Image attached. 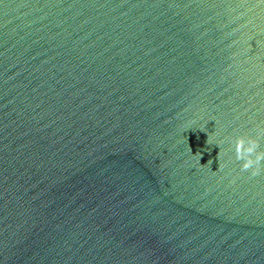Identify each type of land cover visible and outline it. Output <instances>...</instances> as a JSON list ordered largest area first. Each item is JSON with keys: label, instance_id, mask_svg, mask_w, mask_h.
Returning a JSON list of instances; mask_svg holds the SVG:
<instances>
[{"label": "water", "instance_id": "water-1", "mask_svg": "<svg viewBox=\"0 0 264 264\" xmlns=\"http://www.w3.org/2000/svg\"><path fill=\"white\" fill-rule=\"evenodd\" d=\"M0 264H264V0H0Z\"/></svg>", "mask_w": 264, "mask_h": 264}, {"label": "clouds", "instance_id": "clouds-1", "mask_svg": "<svg viewBox=\"0 0 264 264\" xmlns=\"http://www.w3.org/2000/svg\"><path fill=\"white\" fill-rule=\"evenodd\" d=\"M247 167V165H245Z\"/></svg>", "mask_w": 264, "mask_h": 264}]
</instances>
